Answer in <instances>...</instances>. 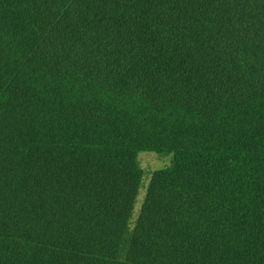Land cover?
I'll return each mask as SVG.
<instances>
[{
  "label": "trees",
  "instance_id": "trees-1",
  "mask_svg": "<svg viewBox=\"0 0 264 264\" xmlns=\"http://www.w3.org/2000/svg\"><path fill=\"white\" fill-rule=\"evenodd\" d=\"M0 264H264V0H0Z\"/></svg>",
  "mask_w": 264,
  "mask_h": 264
},
{
  "label": "rangeland",
  "instance_id": "rangeland-1",
  "mask_svg": "<svg viewBox=\"0 0 264 264\" xmlns=\"http://www.w3.org/2000/svg\"><path fill=\"white\" fill-rule=\"evenodd\" d=\"M172 154L162 155L152 151H142L137 155V164L142 171V180L138 189L132 215L129 222V229L132 230L139 214L147 185L154 171L167 168L171 165Z\"/></svg>",
  "mask_w": 264,
  "mask_h": 264
}]
</instances>
